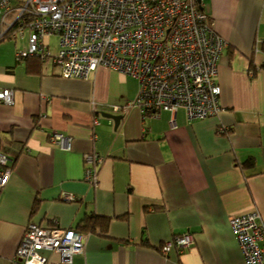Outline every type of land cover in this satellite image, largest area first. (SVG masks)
<instances>
[{"label": "crops", "instance_id": "crops-1", "mask_svg": "<svg viewBox=\"0 0 264 264\" xmlns=\"http://www.w3.org/2000/svg\"><path fill=\"white\" fill-rule=\"evenodd\" d=\"M203 8L227 46L216 76L223 110L202 120L183 108L173 117L134 107L114 114L100 104L133 101L137 79L105 66L64 78L52 58L17 60L27 29L0 40V87L12 90V103L0 102L10 167L0 187V264H20L14 254L30 222L76 228L94 215L108 221L83 231L84 252L71 264H243L229 218L252 209L264 217V0H204ZM14 16H1L0 29ZM44 43L55 55L57 36ZM105 113L121 115L118 125ZM54 132L68 147L50 140ZM87 155L102 157L95 186L85 179ZM178 234L190 246L164 253ZM42 253L61 264L56 252Z\"/></svg>", "mask_w": 264, "mask_h": 264}, {"label": "built area", "instance_id": "built-area-1", "mask_svg": "<svg viewBox=\"0 0 264 264\" xmlns=\"http://www.w3.org/2000/svg\"><path fill=\"white\" fill-rule=\"evenodd\" d=\"M0 0L3 18L14 20L0 29V39H13L28 30L27 46L16 52L17 60L29 55L52 58L64 78L87 79L98 66H105L138 81L139 91L128 103H101L114 114L139 108L142 114L167 110L174 116L185 110L189 121L218 115L220 88L216 81L218 60L226 40L211 26L203 11L204 0ZM17 1V2H18ZM4 23V21H2ZM18 23L17 30L12 24ZM25 24L24 27L21 25ZM56 35L58 50L51 55L44 38ZM0 102L12 103V90L0 87ZM98 106V103L94 104ZM50 140L68 147L66 138L54 132ZM102 157L84 158L85 179L98 182ZM10 175L9 158L0 150V187ZM67 200L74 198L69 194ZM231 232L242 254L243 264H264V217L252 209L229 218ZM85 234L73 228H47L27 224L15 250L20 264H49L43 251L56 252L59 263L71 264L83 254ZM192 243L178 234L163 244L180 253Z\"/></svg>", "mask_w": 264, "mask_h": 264}, {"label": "trees", "instance_id": "trees-1", "mask_svg": "<svg viewBox=\"0 0 264 264\" xmlns=\"http://www.w3.org/2000/svg\"><path fill=\"white\" fill-rule=\"evenodd\" d=\"M17 1H18V0H12V4H13V5H18L19 1H18V2H17ZM203 11H204V13L207 15L208 20L211 21V16L205 11L204 8H203ZM24 26H25V24L21 25V27H24ZM18 27H19L18 23L13 24V27H12V29H11L10 31H12V30L15 31V30H17ZM8 36H9L8 33H6V34H5L0 40H3V39H5V38H9ZM28 58H37V59L39 58L40 60H43V58H42L40 55H36V54H34V55H29V56H27V57L24 58V59L26 60V59H28ZM93 185H94V184H93ZM94 186H95V185H94ZM87 219H89V220L91 221V224H87V225H86V224L79 225L78 227L73 228V229L78 230V231L84 233L83 231H88L89 228H94L95 225H96V222H97V221L104 223L103 226H105V224H106L107 221H108V218H107V217L99 216V215L88 216ZM103 226H102V227H103ZM102 230H104V229H102ZM89 231H90V230H89Z\"/></svg>", "mask_w": 264, "mask_h": 264}, {"label": "water", "instance_id": "water-1", "mask_svg": "<svg viewBox=\"0 0 264 264\" xmlns=\"http://www.w3.org/2000/svg\"><path fill=\"white\" fill-rule=\"evenodd\" d=\"M104 116H106L107 118H111V119H113L114 120V123H115V125H118V123H119V121H120V119H121V115H112V114H103Z\"/></svg>", "mask_w": 264, "mask_h": 264}, {"label": "rangeland", "instance_id": "rangeland-1", "mask_svg": "<svg viewBox=\"0 0 264 264\" xmlns=\"http://www.w3.org/2000/svg\"><path fill=\"white\" fill-rule=\"evenodd\" d=\"M0 20H1V15H0Z\"/></svg>", "mask_w": 264, "mask_h": 264}]
</instances>
